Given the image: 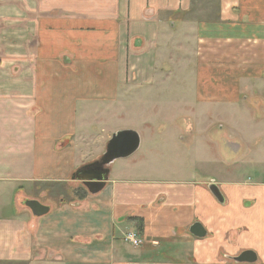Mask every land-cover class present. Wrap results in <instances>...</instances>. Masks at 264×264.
<instances>
[{
  "label": "crops",
  "instance_id": "1",
  "mask_svg": "<svg viewBox=\"0 0 264 264\" xmlns=\"http://www.w3.org/2000/svg\"><path fill=\"white\" fill-rule=\"evenodd\" d=\"M128 129L139 149L72 192ZM244 251L264 264V0H0V264Z\"/></svg>",
  "mask_w": 264,
  "mask_h": 264
},
{
  "label": "water",
  "instance_id": "2",
  "mask_svg": "<svg viewBox=\"0 0 264 264\" xmlns=\"http://www.w3.org/2000/svg\"><path fill=\"white\" fill-rule=\"evenodd\" d=\"M140 146L139 134L134 130H118L112 134L107 142L102 156L95 162L87 164L73 175L74 180H78L91 195L99 193L104 187L109 177V167L119 159H126L132 156ZM211 192L220 199L219 191L215 185L209 186ZM23 204L29 208L32 215L41 217L49 212V207L41 204L37 200H26ZM190 233L198 238L206 235L205 230L199 223H195L190 228ZM236 264H252L256 261V255L252 251H244L236 257L229 258Z\"/></svg>",
  "mask_w": 264,
  "mask_h": 264
},
{
  "label": "rangeland",
  "instance_id": "3",
  "mask_svg": "<svg viewBox=\"0 0 264 264\" xmlns=\"http://www.w3.org/2000/svg\"><path fill=\"white\" fill-rule=\"evenodd\" d=\"M134 156H138V153H136V155H134ZM50 187H52V188H54L52 185H48V186H46V185H37L36 186V191H39V194H41V192H45V191H47L48 190V192H51V189H50ZM61 189H63V190H61V192H67V190H65L64 188H61ZM72 190V189H71ZM72 192H83V195H81V196H85L87 193V191H86V189L84 188V187H82L81 186V184H79V188L77 187L76 188V190H72ZM78 195H80L79 193H78ZM47 196V195H46ZM45 198V196H43V198H41V199H44Z\"/></svg>",
  "mask_w": 264,
  "mask_h": 264
},
{
  "label": "built area",
  "instance_id": "4",
  "mask_svg": "<svg viewBox=\"0 0 264 264\" xmlns=\"http://www.w3.org/2000/svg\"><path fill=\"white\" fill-rule=\"evenodd\" d=\"M124 241L136 246L140 244L141 239L137 232H128L124 235Z\"/></svg>",
  "mask_w": 264,
  "mask_h": 264
},
{
  "label": "trees",
  "instance_id": "5",
  "mask_svg": "<svg viewBox=\"0 0 264 264\" xmlns=\"http://www.w3.org/2000/svg\"><path fill=\"white\" fill-rule=\"evenodd\" d=\"M139 224H140V225H139V229H140V226H141L142 224H141V222H139Z\"/></svg>",
  "mask_w": 264,
  "mask_h": 264
}]
</instances>
